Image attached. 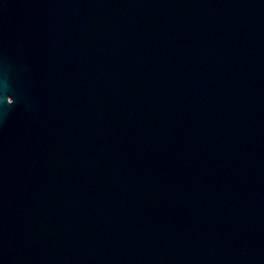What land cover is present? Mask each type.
<instances>
[{
    "label": "water",
    "instance_id": "obj_1",
    "mask_svg": "<svg viewBox=\"0 0 264 264\" xmlns=\"http://www.w3.org/2000/svg\"><path fill=\"white\" fill-rule=\"evenodd\" d=\"M0 264H264V0H0Z\"/></svg>",
    "mask_w": 264,
    "mask_h": 264
}]
</instances>
